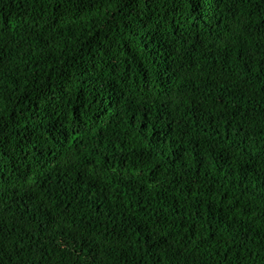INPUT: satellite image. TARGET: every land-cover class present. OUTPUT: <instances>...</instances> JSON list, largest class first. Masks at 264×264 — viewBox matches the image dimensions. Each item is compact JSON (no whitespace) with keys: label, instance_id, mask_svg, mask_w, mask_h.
Segmentation results:
<instances>
[{"label":"trees","instance_id":"trees-1","mask_svg":"<svg viewBox=\"0 0 264 264\" xmlns=\"http://www.w3.org/2000/svg\"><path fill=\"white\" fill-rule=\"evenodd\" d=\"M201 7L0 0V264H264V0Z\"/></svg>","mask_w":264,"mask_h":264},{"label":"snow or ice","instance_id":"snow-or-ice-1","mask_svg":"<svg viewBox=\"0 0 264 264\" xmlns=\"http://www.w3.org/2000/svg\"><path fill=\"white\" fill-rule=\"evenodd\" d=\"M178 2L181 4H187L188 10L192 13V19L194 21L198 22L199 20L204 18L203 12L205 11V9H203L201 7L202 5H208L209 9H210L211 5L213 3H215L216 6L219 7L221 0H178ZM209 19H211V17H209ZM262 28H264V26H262ZM2 29H3V24L0 23V30H2ZM226 31H227L228 35H222V36L218 37L219 39H221V41L223 42L225 47L229 46V42H230L232 37L238 38V33H239V30L236 28H231V29H228ZM0 38H2V32H0ZM260 39L262 42H264V35H261ZM262 59H264V58H262ZM153 150H155V149H153ZM97 162L99 163V161H97ZM139 163L143 164L144 167H149V165L144 164V162L142 160L139 161ZM150 168L155 169L156 165L152 164L150 166ZM137 172L139 173L140 176L144 175V173L140 167H137ZM165 235H167V234H165ZM85 251H87V249H85ZM157 264H159V261L157 262Z\"/></svg>","mask_w":264,"mask_h":264}]
</instances>
